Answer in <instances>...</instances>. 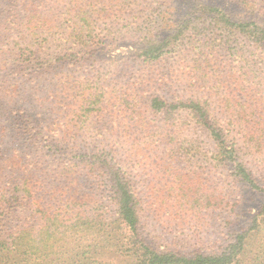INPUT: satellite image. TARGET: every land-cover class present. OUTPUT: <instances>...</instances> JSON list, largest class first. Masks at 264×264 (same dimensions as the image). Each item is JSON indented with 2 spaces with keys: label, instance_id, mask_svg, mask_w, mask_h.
<instances>
[{
  "label": "trees",
  "instance_id": "trees-1",
  "mask_svg": "<svg viewBox=\"0 0 264 264\" xmlns=\"http://www.w3.org/2000/svg\"><path fill=\"white\" fill-rule=\"evenodd\" d=\"M231 1L0 0V264H264V0Z\"/></svg>",
  "mask_w": 264,
  "mask_h": 264
},
{
  "label": "rangeland",
  "instance_id": "rangeland-1",
  "mask_svg": "<svg viewBox=\"0 0 264 264\" xmlns=\"http://www.w3.org/2000/svg\"><path fill=\"white\" fill-rule=\"evenodd\" d=\"M193 1L194 0H174V7H175V11H176L175 14H176V17L178 19H181L186 14L189 6L191 5V3ZM202 1H205V2L211 3V4H220L226 10L237 15L238 17H242V18H252L253 17L251 14L252 12H250L249 10H246L243 6H240L239 4H237L236 2H233L231 0H202ZM256 19H259L258 21H260L261 17L258 16ZM125 49H127L126 46H121L120 48L116 49L115 51H113L111 53H105V54H107V56H108V55H111L112 53H117V52H120V51L125 50ZM189 72H190V70H187L186 68H184L181 71H177V75L178 76L184 75L183 73L189 74ZM180 81H181L180 84H182L183 81L182 80H180ZM225 90H227V89H225ZM246 105H244L242 107L241 104L237 102V99L235 101V106H237L238 109L242 113H248V114L254 113L253 117L258 115V111L256 112L257 114L253 111L254 108L251 106L250 102H247ZM256 109L260 111V109H258V108H256ZM119 118H122V117H119ZM256 120H260V118H258V119L253 118V120H249V121H256ZM177 121L195 122L197 120L194 117V113L192 111L185 110V111L180 112L179 115H177ZM185 134L188 136V139L196 140L197 142H199L200 148H198V151H200L202 153V155L200 156V158L195 157L194 160H191L190 165L188 163H186V161H184V162L189 167V170L192 171L194 174H195V172L197 173V172L201 171V166H203L204 171H205V166L207 165V162H211L213 160L212 158L209 157L212 155V153H210L208 151L209 149L214 147L213 141H211L212 138L209 137V134L207 131L201 130V129L186 132ZM122 135L124 137L131 136L132 138H130V139L142 137V135L136 133L134 129H130L127 131V133H125V134L122 133ZM143 137H145V139H146L145 135H143ZM141 147H142L141 148L142 153L148 152L147 145L143 144V146H141ZM206 154H208V157L202 159V156L206 155ZM162 181H163V179H158L157 180L158 185L160 183H162ZM263 200H264V197L261 193L256 192L254 190L251 191L249 189H245L244 199H243L242 205L240 206V213H241V216L243 217V219L244 220L249 219L250 216H252L254 213H256L259 210L260 206L262 205Z\"/></svg>",
  "mask_w": 264,
  "mask_h": 264
}]
</instances>
